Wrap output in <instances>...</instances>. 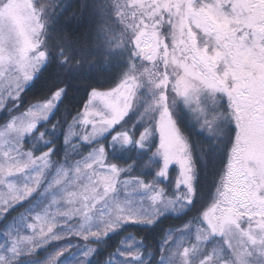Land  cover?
<instances>
[{
  "label": "snow or ice",
  "instance_id": "1",
  "mask_svg": "<svg viewBox=\"0 0 264 264\" xmlns=\"http://www.w3.org/2000/svg\"><path fill=\"white\" fill-rule=\"evenodd\" d=\"M113 5L124 26L118 43L125 39L133 43L134 56L152 62V67L133 62L115 87L103 92L93 88L84 102V111H78L69 125L66 140L74 134V125L84 129L75 134L89 141L113 128L132 108L138 88L146 81L154 93L149 109L158 112L157 152L163 162L157 175L167 176L170 163L176 162L178 191L169 197L155 181L145 184L140 177L121 178L122 169L109 163L104 145L97 144L75 161L72 168L61 165L54 183L63 185V194L52 201L59 206L35 214L28 225L31 235L12 237L9 250L16 252L23 244L36 247L42 241L60 239L56 229L60 222L66 221L59 217H80L86 225L99 216L101 223L95 230L76 231V235L87 239L106 234L120 222L151 223L164 211L178 210L193 201L195 164L190 145L170 114L171 86L176 97L183 98L186 104H195L194 111L203 112L199 101L205 91L213 95L223 93L228 98L230 115L236 125L234 142L212 205L198 213L203 225L197 226L196 240L222 234L234 257L231 264H246L250 247L264 250V0H113ZM44 12V3L37 4L36 0H0V78L8 82V95L18 96L24 82L32 78L46 57L40 48ZM165 24L170 43L160 30ZM107 25L106 21L101 31ZM62 92V88L55 90L50 98L29 107L0 132V138L14 134L0 150V189H3L0 213L7 212L34 191L49 167V153L36 156L24 151L21 137L35 127L38 118L47 117ZM215 119V116L212 120L205 119L204 124L211 129ZM148 133L146 127L136 142L142 144ZM134 138L126 128L112 137L123 144ZM27 169L34 170V175L28 177L30 182L17 184L6 179ZM118 183L125 190L135 185L133 190L144 189L151 195L139 204L132 199L113 200L110 194L117 190ZM171 239L169 236L168 240ZM197 248L195 243L177 245L185 264ZM91 251L89 248L84 255ZM53 259L45 264H52ZM2 260L4 257L0 256ZM198 264L229 262L218 255L206 254Z\"/></svg>",
  "mask_w": 264,
  "mask_h": 264
},
{
  "label": "trees",
  "instance_id": "2",
  "mask_svg": "<svg viewBox=\"0 0 264 264\" xmlns=\"http://www.w3.org/2000/svg\"><path fill=\"white\" fill-rule=\"evenodd\" d=\"M44 3L47 25L44 33L46 61L37 74L23 86L20 91L21 106L46 99L62 88L63 92L50 116L38 123L34 134V143L38 147L36 154L50 150L52 158L60 161L66 150L67 124L81 111L93 88L110 89L116 86L126 70L135 62L137 65L149 66V61L134 56V44L121 39L124 26L115 15L112 0H36ZM108 22L104 31L101 28ZM167 35V25L161 27ZM168 37V35H167ZM166 37V38H167ZM143 71V68H141ZM143 86L138 92L143 91ZM169 97L174 92L168 89ZM143 93V92H142ZM204 95L203 102L210 97ZM141 95L139 94V97ZM138 97V96H137ZM212 105L206 111L199 112L209 120L215 116L213 127L198 124L193 110L183 103L169 101L170 111L175 124L190 145L195 164L196 195L191 203L179 213H164L152 223L127 222L113 232L106 234L96 242V249L87 264H105L115 257L127 236H132L138 248L128 257L144 258L143 264H157L162 254L161 244L169 229L178 228L186 223L198 221V213L212 205L219 184L228 162L230 149L234 142L236 125L230 115L229 101L223 93L211 95ZM127 115V122L130 121ZM211 117V119L209 118ZM7 118L0 115V124ZM119 125V124H118ZM143 127V123L140 124ZM139 125V126H140ZM119 126L105 135L101 140L110 161L128 167V173L142 177L146 182L153 176L160 165L156 156V137L136 143L139 127L134 128V139L128 144H111L112 135ZM81 149L86 150L88 144ZM157 171V170H156ZM169 181L172 177L169 175ZM23 208L22 204L12 206L0 216V232ZM55 243H49L42 249H51ZM40 253V252H38ZM137 261V259L135 260Z\"/></svg>",
  "mask_w": 264,
  "mask_h": 264
},
{
  "label": "rangeland",
  "instance_id": "3",
  "mask_svg": "<svg viewBox=\"0 0 264 264\" xmlns=\"http://www.w3.org/2000/svg\"><path fill=\"white\" fill-rule=\"evenodd\" d=\"M43 18L45 22V27L42 31V37H41L42 43L40 45V48L41 50L46 52L44 46V33L46 31L47 20L46 17ZM166 37L167 35L165 36L166 42L170 43V37L169 36L167 38ZM46 57L40 63L37 70L34 71L32 78L37 74L41 66L44 64V62L46 61ZM149 66L152 67V62L149 63ZM129 69L130 67L126 70L125 75L128 73ZM161 69H162V65H161ZM125 75L123 76V78L125 77ZM30 80L25 81L23 86L27 84ZM141 86H143L142 87L143 93L138 92L137 94L138 97H136V99L133 101V106L132 108H130L129 112L127 113V115H131L130 121L127 122V120H125L127 116L126 115L123 118V120L118 123L119 125L117 124V126H119L120 130L122 128L128 129L130 135H133L132 131L134 130V128L139 127L138 135L136 134V137L138 136L137 139H139L140 134L147 127L149 129V133L146 135V138L143 141L152 137H156L157 140L156 156H158V158L160 159V165L156 169L157 171L156 170L154 171L153 176L150 180H153L157 184H159L160 187L164 189V192L167 196L174 197L178 191V189L175 186V181L177 175L179 174V165L176 162H172L168 167L167 176L157 175L159 168L162 166V162H163L162 156L157 152L160 143V134L156 127L155 119L158 118V112L149 109V105L152 104V100H153V95H154L153 91L150 90L146 81ZM96 89L98 91L103 92V91H108L111 88L110 89L96 88ZM7 93H8V82L7 80L0 78V115L6 114L7 116V118L0 124V132L5 131L9 122H11L14 118H18L22 116L25 112H27L29 107H35L36 104L46 101L48 98H50L48 97L40 101H35L22 107L20 93L18 96L8 95ZM139 94L141 95L140 97ZM204 95H207V91L201 94L199 103L203 111H206L208 105H212L211 103L213 99L211 95L213 94L211 93L209 94L210 97L207 99L206 102H203V99H205ZM224 97L226 98V100H228L225 94ZM173 98H175V104L181 102L185 106H187L186 108H188L189 110L190 109L193 110L195 108V104H186L184 102V99L180 97H176L175 93L170 97L169 101L172 100ZM54 107H52L51 110L47 113L46 118L44 117L38 118L35 123V127L30 132H26L21 137L24 151H31L33 155L36 156H39L44 152H48L50 158V164L49 167L44 170L40 182L36 186L34 191H32L27 197H25L23 201H18L16 203L23 205L21 211L16 215L15 218L9 221L0 232V256L4 257V260L0 261V264H45V262L52 257H55V259L52 260V264H87L96 249V242L100 240L102 237H104L106 234L113 232L121 225L127 223V222H120L117 224V226L108 230L107 233L104 235H101L99 237L89 236L87 239H84L83 236L76 235V231L78 230L82 231L85 229L95 230L101 223L99 220V216L93 217V219L90 220L89 223L86 225L83 224V220L80 217H72V218L59 217L58 219L66 221V223L60 222L57 226L56 233L61 237L60 239L48 240L46 243L42 241L39 244V246L36 247H32L30 244H23L18 248L16 252H12L9 250L11 248L12 237L31 235L32 230L28 227V225L32 222V219L35 214L42 213L45 209H54L55 207L59 206V205H53L52 201L54 198L58 199L63 194V185L62 184L57 185L54 183V180L57 177V173L61 165H63L65 168H69V169L72 168L75 161L81 160L85 155L90 153L93 150V148L97 146V144H102L100 143V140L105 135L110 133V131L114 129V127L116 126L115 125L113 128L108 129L101 135H98L97 137L89 141V140H84L80 136L75 134V133H82L84 129L80 128L79 125H74V127L72 128V132L74 134L71 136V138L66 140V136H65V142L67 144L66 150L61 160L56 161L54 160V158H52L49 150L40 152L38 154L34 152V150L38 147L37 146L38 143L37 144L34 143L35 141L34 137L36 136L34 134V131L36 130L35 128L38 125V123L42 122L43 120L47 119L50 116ZM169 109H170V105H169ZM83 111L84 108H82L80 112ZM193 112L195 113L194 116L199 121L198 124L200 123V127L203 128L204 120L208 119L207 118L208 116L206 117V115H204L203 113H199L201 112L200 110H195V111L193 110ZM170 114L172 116L171 111ZM209 118L211 119V117ZM72 120L67 124L66 134L69 131V125L72 124ZM141 123L145 125L141 127L140 125ZM88 130L89 131L91 130L90 126ZM120 130L116 129L113 135ZM13 135L14 134L12 133H8V135L0 138V150H3L5 140H10ZM137 139H135V141ZM82 142L85 143V145L86 144L89 145V147H87L86 150L81 149L84 146L82 145ZM111 144H123V143L111 139ZM138 144L142 146L143 142L142 144L141 143ZM106 160L109 163L116 164L118 167L122 169L121 178L128 176L140 177L129 174L127 166L119 164L117 162L110 161L107 157V154H106ZM32 175H34V170L27 169L23 173L12 174L6 179L17 184H23L25 182H30L28 180V177ZM169 175L172 177L171 181L168 180L170 179ZM140 178L144 181L145 184H149L153 182V181L146 182L142 177ZM133 188H135V185L129 186L128 190H125V187L118 183L117 190L110 194L111 199L113 200L132 199L134 202L139 204L146 202L148 196L151 195L148 192H146L144 189L133 190ZM70 190H76V189L72 188ZM2 192L3 189H0V193ZM16 204H14L13 206H16ZM187 206L188 203L184 207L178 208V210L169 209L164 211L162 214L168 212L179 213L183 211ZM1 215H3V213H0V216ZM160 215H158L152 222H154ZM128 222H134V221H128ZM140 223H147V222H140ZM185 225H187V227H185ZM198 225H203L202 218L198 219V221H196L195 223L194 222L186 223L178 228L169 229L163 238V242L161 244L162 254L157 264H185L184 257H182L179 251L177 250V245L181 242L183 243L184 246H190V244L193 243L198 245V248L195 249L193 253H191L190 256L187 258L188 264H198L199 259L206 254L218 255L220 258L231 264V262L234 260V257L232 256L231 249H229L227 244L224 242L223 235L215 233L209 235L205 240L197 241L196 233H197ZM169 236L172 237L171 240H168ZM133 239L134 238L131 235L127 236L122 243L120 251L117 254H115L114 258L110 259L109 261H106L107 263L105 264H143L145 260L144 258L138 259V256H136L135 259L133 260L132 258L128 257L129 253L135 252L139 245ZM49 243H55V245L47 251L42 249L44 246H46ZM89 248H91L92 251L89 252L87 256H85L84 253L87 252ZM61 249H63L64 251L59 256H56L55 254L57 252H60ZM136 259L137 261H135ZM245 261L246 264H264V250L256 247H250L249 254L245 257Z\"/></svg>",
  "mask_w": 264,
  "mask_h": 264
}]
</instances>
